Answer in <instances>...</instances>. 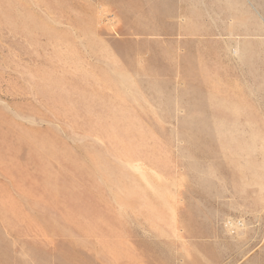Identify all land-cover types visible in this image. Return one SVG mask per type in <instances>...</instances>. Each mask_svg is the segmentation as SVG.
Instances as JSON below:
<instances>
[{"label":"rangeland","instance_id":"rangeland-1","mask_svg":"<svg viewBox=\"0 0 264 264\" xmlns=\"http://www.w3.org/2000/svg\"><path fill=\"white\" fill-rule=\"evenodd\" d=\"M0 264H264V0H0Z\"/></svg>","mask_w":264,"mask_h":264}]
</instances>
